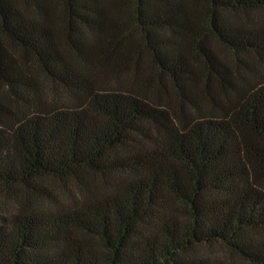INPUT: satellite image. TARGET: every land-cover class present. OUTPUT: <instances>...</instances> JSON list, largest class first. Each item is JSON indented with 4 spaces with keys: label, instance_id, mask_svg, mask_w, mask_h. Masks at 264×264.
<instances>
[{
    "label": "trees",
    "instance_id": "obj_1",
    "mask_svg": "<svg viewBox=\"0 0 264 264\" xmlns=\"http://www.w3.org/2000/svg\"><path fill=\"white\" fill-rule=\"evenodd\" d=\"M0 191V264H264V0H0Z\"/></svg>",
    "mask_w": 264,
    "mask_h": 264
},
{
    "label": "rangeland",
    "instance_id": "obj_2",
    "mask_svg": "<svg viewBox=\"0 0 264 264\" xmlns=\"http://www.w3.org/2000/svg\"><path fill=\"white\" fill-rule=\"evenodd\" d=\"M257 16H261V15H257ZM132 29L130 30L131 32V39L134 41H140V34L137 30L134 29L133 26H131ZM210 45L213 48V50L216 52V54L220 57H222L225 60H229L231 61L233 64L236 62V57L235 55L229 51L228 49L224 48L222 45H220L219 43H217V41L215 39H210ZM195 59V57L193 58V60ZM142 65H141V74H143V77H146L147 79H151L153 84L151 85L152 87V92H158V94H162L165 95L166 94V90L171 94L174 95V91L172 89V84L168 81V80H163V83L165 85V87L167 89H165V94L163 92H159L161 86L160 84V79L157 75V71L155 69H153L150 64L148 63V59L143 56V60H142ZM197 64V62L195 63V65ZM135 67H132L129 69V73L128 75H131L133 77V74H135ZM130 76V77H131ZM128 77V76H125ZM38 82L40 84V86L42 87L43 91L46 93L47 97L50 98V100L53 99H58L59 101H65L69 98V96L61 89L59 88H55L52 83L50 81H48L43 75H39L38 76ZM163 89V88H162ZM176 97V96H173ZM50 189L52 190V192L57 193L59 196L62 195V192L64 190L67 191L66 189V185H63L61 183H57V182H50L49 185ZM68 187L70 186V183L67 185ZM72 191H76L75 187L70 186L69 187ZM1 192V191H0ZM1 201V200H0ZM3 202V201H2ZM9 203H2L1 207H0V212H2L3 214H9L11 213L16 206V201H8ZM209 252H212L213 254L216 253L218 256H226L227 259L229 260L230 264H245L244 262H242L241 260H239L236 257L230 256L229 254H226V252L224 251V249L221 246H216L212 249L208 250Z\"/></svg>",
    "mask_w": 264,
    "mask_h": 264
}]
</instances>
